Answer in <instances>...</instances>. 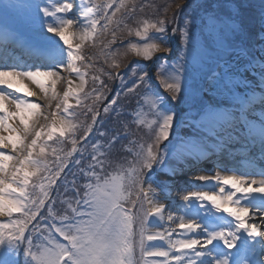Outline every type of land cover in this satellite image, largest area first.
Listing matches in <instances>:
<instances>
[{
	"label": "snow or ice",
	"instance_id": "snow-or-ice-1",
	"mask_svg": "<svg viewBox=\"0 0 264 264\" xmlns=\"http://www.w3.org/2000/svg\"><path fill=\"white\" fill-rule=\"evenodd\" d=\"M183 8L189 10L183 12ZM177 9L170 20V31L180 42L174 61L159 57V66L152 72L138 65L129 67L127 71L135 77L132 84L109 93L100 76L93 75L92 93H85L87 73L77 66L86 60L83 45L108 33L118 13L115 23L128 28L126 21L135 19L136 6H129L127 0L0 3V15L5 19L13 12H23L31 33L22 39L7 25L0 28V149L11 147L14 153L0 151V216L10 218L0 223V264H20L21 255L23 264H136L137 248L142 257L161 258L157 264H264V0H184ZM257 22L259 43L255 45L249 43V36ZM136 23L129 35L141 42L121 43L118 47H125V54L131 51L151 60L154 53H171L165 19ZM111 36L106 49L117 43L115 29ZM13 46L23 49L27 60L17 59L9 51ZM111 67L119 69L120 64L114 61ZM62 71L69 77L62 102L55 106L57 111L45 116L39 103L19 94L17 84L27 80L45 97L51 90L49 99L56 98ZM105 74L119 78L122 84L127 76V72L115 77L112 72ZM153 77L167 96L152 92ZM140 86L145 93L152 92L149 110L153 118L145 121L139 113L128 115L133 123L146 124V138L129 139L135 133L128 121H119L123 136L119 131L111 135L103 131L99 133L105 138L103 143L89 144L101 112L121 115L116 108L118 99L110 97L134 93ZM80 93L85 98L94 96L92 105H85L82 113L85 119L91 114L92 123L86 126L76 125V113L70 111V98L77 97L80 105ZM26 95L36 93L29 90ZM126 99L131 104L136 98ZM171 103L186 106L179 121L189 129L184 135L175 131L177 113L169 107ZM37 116L50 118L51 125L30 129L29 119ZM13 117H19L22 130L6 123ZM56 133L64 138L59 143L70 141L71 148L50 167L47 141ZM29 136L32 138L26 143ZM121 140L132 147L121 145L118 151L132 159L127 167L118 162L113 168L109 155ZM241 143L250 149L243 157L246 167L229 175H221L228 170L225 168L215 174L192 173L200 161L223 162L234 145ZM75 155L80 159L74 160ZM72 163L79 166L76 172L68 170ZM185 165L192 166L188 173L193 179L177 199L172 196V181L186 174ZM205 184L212 187L205 188ZM133 191L135 199L131 198ZM69 192L71 197H65ZM58 200L66 205L62 213L54 208ZM166 211L167 221L175 225L167 234L155 230L151 220L163 221ZM13 213H20V218L11 219ZM177 228L181 238L170 239ZM33 233H37L35 239ZM57 234L64 242L55 238ZM152 241H166V247L148 243Z\"/></svg>",
	"mask_w": 264,
	"mask_h": 264
},
{
	"label": "rangeland",
	"instance_id": "rangeland-1",
	"mask_svg": "<svg viewBox=\"0 0 264 264\" xmlns=\"http://www.w3.org/2000/svg\"><path fill=\"white\" fill-rule=\"evenodd\" d=\"M27 1H29V0H23V2H25V3H27ZM192 1H194V0H188V2H192ZM3 2H5V1L0 0V3H3ZM57 2H58V0H50V3L53 4V5L56 4ZM94 2L97 3V4H104V3L107 2V0H94ZM134 2H135V0H134ZM212 2H215V0H212ZM127 3L129 4V6H131L132 5V0H127ZM255 3H257V1H255ZM182 4H183V2L182 3L179 2L177 5H182ZM177 5H176L175 8L169 9L168 12L165 13V14H164V10H162V9H158L157 10V8L155 7L156 5L155 6H151V8H152L151 12H149V13L145 12L144 13L145 17L143 16L144 17L143 18L142 16H139L140 20H138V21L149 20V21H153L154 22L157 19H165L168 22L167 23V27H168L169 31H168L167 35H168V45L170 47H171V44H170L171 31L170 30L172 28L171 27L172 24L170 23V20H171L172 15L175 12L178 11ZM145 6H146V4H144V5L140 4L139 5V9L146 8ZM163 6H164V2L161 4L160 8H163ZM188 10L189 9H187L186 12ZM154 11H155V14L153 13ZM10 18H11V22L10 23H12V24L14 23V25L16 24V27L18 29H21L22 30L21 32L24 35H31V33L29 32L28 27L26 25L27 17L25 16L24 13H22V12H13L10 15ZM119 18H120V14L118 13L117 17L113 18L114 19V23L112 25H109V32L107 34H103V35L106 36V39H100V37H102V35H98L97 37L94 38V40L85 42V44L83 45V51H84V54L86 55V60L83 62V64L78 62L77 66L81 68L82 72H86L87 73L85 79L88 82H87V84L85 85V88H84V92L85 93H92L94 85H93V81H92L91 77L93 75H99L101 80H103L105 82L107 87L104 89V91L106 93L113 92L115 86L117 88V91H119L121 88L124 87L125 84L126 85H131L133 80L135 79V77L132 76L131 72H127V76L125 77L124 83L122 84L120 79H119L118 82H115V78H109L105 74V73H107V70H108V72H110L109 70H113V69H114V72H120L127 65V62H128V60H130L131 55H135L131 51H128L127 54H125V50H126L125 47H118L119 46L118 44H112L107 49L104 47V45L106 43H108V41L110 39L109 38L110 37L109 34H111V31L113 29H118L117 27H115V26H117V24L115 23V20H117ZM101 23H103V21H101ZM126 23H127V21H126ZM119 26H123V24H120ZM137 26L138 25L134 26L132 28V30H135V28ZM98 31H99V27H98ZM151 34H154V33H151ZM116 35H117V33H116ZM250 36H252V35H250ZM250 36H249V41H250V38H251ZM111 38H112V36H111ZM255 38H256L255 39L256 45H258L259 40H258L257 36ZM176 39H178L177 36H176ZM116 41L119 42L118 40H116ZM133 42H141V41L139 39L138 41H133ZM117 49H118V51H117ZM112 52H115V55H105V53H112ZM158 53H166V52L154 53L153 58L151 60H154L155 59L154 57ZM89 58H90L91 61L89 60ZM135 58L147 60L144 57H135ZM97 60H102V61L103 60H107V62L105 64V63H102L101 61H98L99 66L96 67V68L95 67H84L83 66L84 64H87V62L88 63H92V62H95ZM114 61L116 63L120 64V68L119 69L111 67V65H112V63ZM148 61H150V60H148ZM208 62L210 64H213V65L216 63L215 60H209ZM158 66H159V64H157V66L155 68H157ZM146 71H149V70L146 69ZM61 76L63 78L58 80L57 83H56V93H57L56 98L49 99L52 96V92L50 90L49 91V95L46 98V101L37 102V103H39L41 105V112L45 116L49 115L51 112L57 111V109L55 107L56 104L62 102L63 91H65L66 88H67V78L69 77V74H68V72L62 71L61 72ZM76 83H79L78 79L76 80ZM156 84H157V82H156ZM152 86H153L152 87V92H155L154 91L155 89L159 90V88L161 89L159 91H161V92L163 91L162 86H155L153 83H152ZM157 87H159V88H157ZM152 92L145 93L144 89H143V86H140V88L134 93L123 92L119 97L111 96L112 99H118V105L116 106V108H117V111L119 113H121V115L117 116L115 113H110L108 116H105V114L103 113V116L105 117V119L103 121V124H101V131L102 132L103 131H108L110 135L112 133L116 132V131H119V133H122V132H124V130L121 128V125H120L119 121H128L129 129L135 133V135L129 137V139L140 140L142 138H146L145 134L148 132L146 124L145 125H137V124L133 123L132 122V118H130V116L128 114H132V116H135L136 113H139L140 114L139 118L141 120H145V121L152 119L153 116H152L151 111L149 110V103H150V98L152 96ZM162 94L163 95L165 94L166 96L168 95L166 92H162ZM128 96H135L136 99L133 100V102L130 104L128 102V100L126 99V97H128ZM78 98L81 100V104L80 105L76 104L77 97L70 98L69 102L73 105V108L70 109V111L80 114L83 111L86 112L85 105H92L94 96H90L88 98H85L84 93H80ZM49 104H51V107H49ZM170 105H173V107H175V109H177L179 111L181 110V107H182V104L171 103ZM183 107L185 108L186 106L184 105ZM9 108H11V107H9ZM78 116H80V115H78ZM110 118H111V121H109ZM182 118L183 117H182V114H181L180 118L177 120V126H176L175 131H178L181 135H184L185 134V126L181 125L179 123V121ZM15 120H16L18 131L22 130L23 129V125L20 123L19 117H15ZM73 122L76 125H78V126H80V125H85L86 126L87 124H91L92 123L91 114H88L87 119H85L84 115L82 117H80L79 120H78L79 123H76V121L73 118ZM28 123H29L30 129H31V127L33 125H35L36 130H39L41 125L50 126L51 125V119L49 118L48 120H45L43 116H37V117H32L31 119H29ZM45 131H47V127L45 128ZM76 135L79 136L80 132L78 131L76 133ZM99 137H101V136L99 135ZM31 138L32 137L29 136L28 141H26V143L29 142ZM101 138L102 139H101L100 142L103 143L105 138L104 137H101ZM41 139L42 140H47L46 137H42ZM61 139H64V138H60L59 137V133H56L53 136V140L47 141V158H49L50 150L53 149V148H56L58 151H60V149L63 148L65 153L70 150V148H71L70 141H68V142H66L64 144H60L59 141ZM121 145H126L127 147H132V145H128L127 140L122 141V142L120 141V143H118L115 146V148L113 149L112 153H110V154H112V158H113V160L112 159L110 160L112 162L113 168H115V166H116V164L118 162L119 163H123L124 166L127 167V162L131 161V159H132V157L127 156L125 153H121V152L118 151L121 148ZM4 151L7 154H14V153H12L11 149H4ZM134 151H135V149H134ZM34 155H35V153H34ZM121 156H123V159H120ZM35 191H36L37 194H39V188H36ZM64 196L67 197V198H70L71 197L70 192L64 194ZM131 198L135 199V191L132 192ZM126 206H130V205H126ZM64 207H66V205H60L59 204V200H58V204L54 205V208L56 210L58 209L57 212L62 210V208H64ZM20 216H21L20 213H13V216L11 217V219L20 218ZM9 219L10 218L7 215H5L4 217L0 216V223H7L9 221ZM137 239H138V237H137ZM39 242L40 241L37 240V243H39ZM137 250H138V253H139L138 254L139 258L136 259V256H134L136 264H145V261H147V264H148L149 257H147V258L142 257L138 248H137Z\"/></svg>",
	"mask_w": 264,
	"mask_h": 264
},
{
	"label": "bare ground",
	"instance_id": "bare-ground-1",
	"mask_svg": "<svg viewBox=\"0 0 264 264\" xmlns=\"http://www.w3.org/2000/svg\"><path fill=\"white\" fill-rule=\"evenodd\" d=\"M0 28H1V25H0ZM49 35H51V34H49ZM0 41L3 44V39H1V36H0ZM11 53L14 54L17 57V59L20 58L18 53H14V50H12ZM30 62L31 61H29V63ZM25 85H27V87H25ZM17 87L20 88V93L19 94L21 95V97L23 99L29 100V102H36L37 103V102H40V101H46L47 97H45L44 94L40 92L39 88L35 84L31 83L30 81L26 80V81H24V84H17ZM29 90L35 92L36 95L32 96V97H28L26 95V93ZM8 107H11V108H9L10 111H15L14 106L9 105ZM6 123H8L9 125H11L12 127L16 128L18 130L15 117H13L12 119L6 121ZM188 131H189V129H187L185 127V133H187ZM2 134L5 135V136L8 135L7 132H3ZM234 146H236V148L234 150L237 153H239V152H243V147L245 145H243L241 143V144H235ZM8 149H11V147H9ZM3 150L4 149H0V151H3ZM212 160H215V159H212ZM198 164H199V162H198ZM190 167H192V166L191 165H185V169H188ZM214 168L215 169H213L211 171L206 170V169H203V170L195 169L194 171H192V173L200 172V173H204V174H215V172H217V171H219L221 169L217 165ZM232 172H233L232 170L228 169L227 171H222L221 175H229V174H232ZM192 173H186L184 176L177 177L174 181H172L173 186H174L173 187L172 196L174 198L178 199L179 196L182 194L181 189H184L192 181V179H193ZM197 183H200V182H197ZM204 187L205 188H210V187H212V185L211 184H205ZM164 215H165V218H164L163 221H159L155 217H152V220L155 221V230L165 231V233L167 234V231L170 230L171 228H174L175 225L172 224L171 222L167 221V211L165 212ZM4 216H1V217H4ZM228 219H230V218H228ZM169 238L172 239V240L181 238V230L177 228L176 231L174 233H172L171 237H169ZM150 243L166 247V241H152ZM160 259L161 258H158V257H149L148 264H157V262Z\"/></svg>",
	"mask_w": 264,
	"mask_h": 264
}]
</instances>
